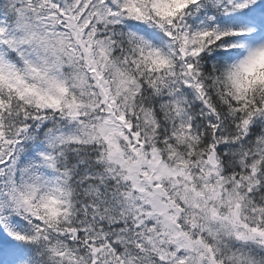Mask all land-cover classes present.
I'll return each mask as SVG.
<instances>
[{
    "label": "snow or ice",
    "instance_id": "6c2138e0",
    "mask_svg": "<svg viewBox=\"0 0 264 264\" xmlns=\"http://www.w3.org/2000/svg\"><path fill=\"white\" fill-rule=\"evenodd\" d=\"M0 264H264V0H0Z\"/></svg>",
    "mask_w": 264,
    "mask_h": 264
}]
</instances>
